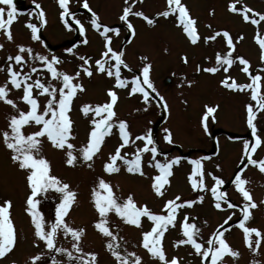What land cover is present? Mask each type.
<instances>
[{
	"label": "rangeland",
	"instance_id": "obj_1",
	"mask_svg": "<svg viewBox=\"0 0 264 264\" xmlns=\"http://www.w3.org/2000/svg\"><path fill=\"white\" fill-rule=\"evenodd\" d=\"M128 2L130 4L131 0ZM229 2L231 0H182L197 22L200 39L193 44L182 31V26L177 24L175 15L156 16L157 12L165 9L166 0H137V3L132 6L133 12L143 11L155 22L149 24L142 17L130 14L128 19L134 27L133 36L130 38L127 37L126 22L119 19L122 9L127 6L124 0H88L102 24L120 28L119 35L110 33L113 35L112 47L124 51L123 58L133 69V72L129 73L127 69L122 68V75L128 77L134 74L140 75L143 64L150 63V79L164 97L168 105L165 109L158 99H152L150 104L145 105L140 94L128 95L130 85L129 88H115L114 78L95 72L94 60L99 58L103 51V38L91 27V13L82 7L83 0H70V7L85 25L87 44L81 43L85 36L76 33L74 27L71 30L65 28L59 18L60 9L57 0H37L46 13L47 23L43 25L38 21L37 14L32 13L35 7L32 0H14L18 9V17L11 25L15 43H24L31 46L34 51L44 54L57 55L61 58L58 67L69 73L78 70L81 63L79 56L92 58L93 75L88 77L81 73L79 82L83 83L86 90L77 93L70 112L74 124L71 143L79 148L80 144L86 141L90 127L91 114L85 117L80 111V106L84 103L94 105L105 102L109 99L106 95L107 89L114 88L118 93V102L115 105L117 118L128 122L129 131L133 137L151 129L160 153H166L169 158L181 157L180 163L173 166V175L169 177L170 183L163 190L164 195L157 196L151 188L152 177L157 174V170L147 164V160L150 159L149 153L144 155V175L128 173L122 163L119 173L108 174L104 171L103 163L119 143L115 128L113 134L105 138L100 153L92 161L81 160L73 166L66 165L64 151L54 148L47 140L44 141L42 152L50 161L52 174L69 183L77 192V201L70 209L67 220L73 226L86 229L82 238V247L85 251L98 252L100 264H114V259L104 247L106 238L93 226L97 213L90 200V191L98 177L109 181L118 196L127 197L129 193H132L138 205L146 204L156 212L162 209L167 199L176 195H179L181 200H196L201 195L204 197L202 202L197 201L193 206L181 209L176 226L170 227L166 232L163 246L169 258L177 256L181 264H201L200 258L190 246L173 247L174 241L181 238L179 221L183 219L185 213L201 229L204 240L217 224L232 215L226 239L233 248L240 251L241 255L235 260L226 256V264H250L253 258L259 260L260 264H264V241L255 254L243 243L242 230L234 223L240 217L239 210L228 209L226 206L222 210L216 209L211 193L204 190L193 191L187 178L192 169L190 161L205 158L203 164L205 183L208 187H211L213 180L207 174L213 173L225 180L222 190L235 200L234 203L242 199L234 190L231 180L233 172L241 163L242 141L249 139L248 133H251L246 125L245 113V105L251 102L250 96L247 92L229 90L220 85L219 81L225 75L222 69L215 74L195 70L197 65L201 68L213 66L215 53L222 49L227 51L222 36L215 41L205 42L204 39L214 31L226 29L234 37L235 54L249 59L253 74L260 71V49L254 40L257 26L244 22L240 15L230 12ZM237 4L238 6L247 4L257 11L264 12V0H237ZM68 19L72 22L70 17ZM27 22L38 24L41 42L31 39L30 29L26 26ZM259 28L264 31V22ZM240 34L243 35V39L236 40L235 38ZM0 43L5 44V48L0 49V63L6 64V56L16 51L15 44L6 40L2 30H0ZM73 46H75L74 53L65 52L66 48ZM185 56L186 63L183 59ZM241 67L239 63L234 64L227 75L234 77L237 82L246 83L248 77L240 71ZM261 74L264 75V73ZM35 76L36 74H33V79ZM5 77L6 73L0 71V82H3ZM43 78L48 79L46 72L43 73ZM189 81L191 84L188 83ZM21 94L20 91L13 90L10 97L15 98ZM40 99L43 101L46 97H40ZM205 105L218 106L214 114L216 119L209 118L207 133L201 124ZM20 107L24 108L25 105L21 102ZM11 112L13 110L10 106L0 102V129L6 127V118ZM257 127L258 134L264 139V112L258 114ZM164 128L172 132L174 143L168 144L163 140ZM32 130L34 128L25 127L26 133ZM142 143L143 141H137L136 145H142ZM215 143L219 147L218 155L213 156ZM136 145L126 146L122 151L132 152ZM260 157H264V147L258 148L253 154V158ZM157 159L163 161L164 156L158 154ZM89 163L92 167H88ZM217 164L220 165L219 168L216 167ZM243 176L250 181L247 186L252 191L254 199L258 202L264 199V173H260L255 166H249L245 169ZM27 193L25 173L10 160L9 150L0 143V201L4 199L12 201L11 217L18 234L14 250L6 258H0V264H10L12 260H15L17 264H31L29 257L41 252L45 253L42 258L44 264H48L52 256H55L59 264H68L67 258L62 254L49 253L43 243L37 241L38 246L34 243V229L30 217L24 210ZM57 196L58 194L49 192L41 198L39 207L46 218H54ZM109 215L113 231L118 234V239L123 237L120 243L128 251H135L141 255L143 264H159L158 260L153 259L145 249L139 246L141 232L151 227V222L147 218H142V227H136L125 224L113 213ZM249 223L251 226L264 230V205L253 210V217ZM70 243V238L58 237V246L70 247Z\"/></svg>",
	"mask_w": 264,
	"mask_h": 264
},
{
	"label": "snow or ice",
	"instance_id": "obj_2",
	"mask_svg": "<svg viewBox=\"0 0 264 264\" xmlns=\"http://www.w3.org/2000/svg\"><path fill=\"white\" fill-rule=\"evenodd\" d=\"M125 6L119 16L121 21L126 22L127 30L134 33L133 24L129 21L130 14L142 17L149 24L154 23L143 11L133 12V5L137 0H124ZM35 7L32 13L37 14V19L41 25L46 24V13L37 0H32ZM59 6V18L65 28L71 30L73 24L68 17L78 26V31L85 36V25L77 18L76 13L70 7V0H57ZM82 7L91 13L90 25L103 38V51L99 58L94 60L95 72L114 78L115 88H129L128 95L140 94L145 105L158 99L162 106L167 109L168 105L164 97L154 87L150 79V63H144L140 70V75L131 77L122 75V68L129 73L133 69L126 63L124 51L112 47L113 35H119V27H109L100 22V17L89 5L88 0H83ZM230 12L240 15L244 22H249L257 26L254 40L260 49L259 60L260 71L253 74L251 62L243 55L235 54L236 43L234 37L226 29L214 31L213 34L204 37L205 42L215 41L218 37H223L227 51H217L214 57L213 66L201 68L197 65L196 71H205L215 74L221 69L225 73L219 81L223 87L233 90L247 92L250 101L245 105L246 125L251 131L252 141L244 139L242 141V154L240 156V166L234 171L231 180L234 190L242 198L234 203L228 193L222 190L225 180L218 175L208 173L212 177L213 183L209 188L205 183V169L203 160L197 158L190 161L192 164L188 180L193 191H209L214 200V207L222 210L225 206L228 209H238L240 217L237 226L242 230L244 245L252 252L257 253L264 241V230L251 226L249 221L253 217V210L264 205V199L259 202L254 199L252 191L247 186L250 181L243 176L245 169L255 166L260 173H264V157L253 158V154L258 148L264 147V139L258 134L257 118L258 114L264 112V31L259 26L264 22V12L257 11L244 4L238 6L237 0H231L228 4ZM29 13V15H32ZM175 15L177 24L182 26V31L186 34L191 43L196 44L200 36L196 27V19L191 16L189 8L182 3V0H166V7L163 11L157 12L156 16L169 17ZM18 17V9L14 0H0V30H2L7 41L15 44L16 51L6 56V64L0 63V71L6 73L3 82H0V102L11 107L13 112L6 118V127L0 129V143L9 150L10 160L16 167L25 173L28 193L25 198V212L30 217L31 225L34 229V243H43L49 253L62 254L67 258L68 264H100L99 253L96 251H85L82 247V238L86 229L80 226L71 225L67 217L70 209L77 201V192L63 181L60 177L52 174L49 159L43 154V143L45 140L51 145L65 153V163L73 166L79 161L90 162L97 156L107 136L113 134L114 128L117 130L119 143L113 152L108 154L107 160L103 163V169L108 174L119 173L122 163L128 173L144 175V155L150 154L147 164L157 170V174L152 177L151 188L157 196L164 195V188L170 183L169 177L173 175V166L181 161L180 156L169 158L166 153H160L156 140L153 138L152 130L133 137L129 131L128 122L117 118L115 105L118 102V93L114 88L107 89L106 95L109 98L103 103H84L80 106V111L87 117L91 114L90 127L86 141L81 143L79 148L73 143V120L70 112L74 98L78 92L85 91L83 83L79 82L81 73L91 77L93 75V61L91 57L79 56L81 63L78 70L73 73L62 70L58 67L61 58L55 54H44L24 43H15L11 30V25ZM30 29L31 39L41 42L39 27L37 23L27 22ZM210 27V26H209ZM242 40L240 34L235 38ZM87 44L85 38L81 41ZM5 44L0 43V49H4ZM74 48L65 49L67 53H74ZM147 59L146 57L144 58ZM185 63L187 57L184 58ZM239 63L242 67L240 71L246 74L248 82L240 83L227 75L231 67ZM48 74V79L43 78V73ZM33 74H36L33 79ZM191 84V81L188 82ZM13 90H18L22 94L18 97H10ZM153 94H155L153 96ZM40 97H46L41 101ZM25 105L20 107V103ZM218 106L205 105V111L201 116V124L204 131L208 132V121L211 117L215 120V113ZM25 127L34 128L30 132H25ZM163 140L168 144L174 143L173 134L168 128L163 130ZM137 141H143L142 145H136ZM136 145L132 152L122 151L126 146ZM163 155V161L157 159V155ZM119 162V163H118ZM88 167H92L89 163ZM217 168L220 165H216ZM54 192L58 194L57 203L54 208V218H46L40 209L41 198ZM204 197L198 196L196 200L183 199L179 195L167 199L159 212L153 211L146 204L138 205L134 195L129 193L127 197H121L114 191V186L103 177H98L90 191V200L97 213V219L93 221L94 228L102 234L105 239L104 247L114 259V264H143V257L135 251H128L120 243L123 237L113 231L110 213L115 214L125 224L142 227V218H147L151 222L148 230L141 232L139 246L159 264H181L177 256L168 257L163 246V239L170 227H175L178 213L185 207L193 206L197 201H203ZM12 201L4 199L0 201V258H6L15 248L18 241V234L11 217ZM185 213L183 219L179 221L181 238L174 241L173 247L190 246L194 253L200 258L201 264H226L225 257L230 256L233 260L240 257L241 253L235 249L226 239V232L231 226L229 222L232 215L227 216L222 223L217 224L204 240L201 229L194 220ZM118 227V225H115ZM70 238V247L58 246V237ZM38 246V243H37ZM45 253H37L29 257L31 264H44ZM10 264H17L12 260ZM48 264H59L55 256H52ZM250 264H260L259 260L253 258Z\"/></svg>",
	"mask_w": 264,
	"mask_h": 264
},
{
	"label": "flooded vegetation",
	"instance_id": "obj_3",
	"mask_svg": "<svg viewBox=\"0 0 264 264\" xmlns=\"http://www.w3.org/2000/svg\"><path fill=\"white\" fill-rule=\"evenodd\" d=\"M245 137V136H244ZM248 137H249V140H250V135H249V133H248ZM251 141V140H250ZM217 152H218V145L215 143L214 145H213V152H212V155L214 156V155H217ZM240 166V165H239ZM238 166V167H239ZM238 169V168H237ZM233 174H234V172H233ZM232 174V175H233ZM230 199L232 200V201H235L234 199H232L231 197H230Z\"/></svg>",
	"mask_w": 264,
	"mask_h": 264
},
{
	"label": "bare ground",
	"instance_id": "obj_4",
	"mask_svg": "<svg viewBox=\"0 0 264 264\" xmlns=\"http://www.w3.org/2000/svg\"><path fill=\"white\" fill-rule=\"evenodd\" d=\"M133 36V35H132ZM219 148V147H218ZM218 155V154H217Z\"/></svg>",
	"mask_w": 264,
	"mask_h": 264
}]
</instances>
